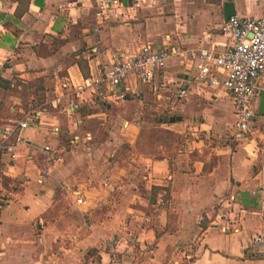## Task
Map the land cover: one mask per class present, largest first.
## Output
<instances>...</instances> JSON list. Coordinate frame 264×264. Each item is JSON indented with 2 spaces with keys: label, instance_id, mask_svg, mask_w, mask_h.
<instances>
[{
  "label": "crops",
  "instance_id": "obj_1",
  "mask_svg": "<svg viewBox=\"0 0 264 264\" xmlns=\"http://www.w3.org/2000/svg\"><path fill=\"white\" fill-rule=\"evenodd\" d=\"M102 1L106 20L100 0H0V127L36 116L0 154V264H264V116L235 130L232 96L197 79L228 46L224 3L253 19L264 0ZM146 44L170 55L151 81L76 91Z\"/></svg>",
  "mask_w": 264,
  "mask_h": 264
},
{
  "label": "built area",
  "instance_id": "obj_2",
  "mask_svg": "<svg viewBox=\"0 0 264 264\" xmlns=\"http://www.w3.org/2000/svg\"><path fill=\"white\" fill-rule=\"evenodd\" d=\"M112 3L117 4V1ZM108 10V3L100 0L98 16L106 20L109 16ZM220 31L228 40V46L219 53L205 50L198 52L197 79L209 85L219 86L232 96L235 110L234 129L246 133L251 130L257 114L254 102L255 83L264 73V18L245 19L232 16L223 22ZM169 57L168 53L156 51L150 44H146L135 56H120L99 76L83 86H77L76 91L81 92L90 86L96 89L101 84L114 89L130 77L147 83L165 68ZM215 70H221L225 74L224 77H218ZM186 94V90H180L178 97H185ZM35 119L36 116L32 117L28 113L22 120H9L4 123L0 127V154L4 153L13 159L25 143L21 131L28 128L29 122ZM43 151L48 152L49 147H44ZM70 194L73 204H85L82 194L72 191ZM228 222L231 223L229 220ZM215 226L222 229L219 223H215ZM262 243L261 236L253 240V245L259 246Z\"/></svg>",
  "mask_w": 264,
  "mask_h": 264
},
{
  "label": "water",
  "instance_id": "obj_3",
  "mask_svg": "<svg viewBox=\"0 0 264 264\" xmlns=\"http://www.w3.org/2000/svg\"><path fill=\"white\" fill-rule=\"evenodd\" d=\"M224 8H225V20H228L229 17L234 15L233 6L231 3L226 2V3H224ZM257 113L260 116H264V90H262V92L260 94ZM176 120H178V118H174V117L169 118V122H171V123L176 121Z\"/></svg>",
  "mask_w": 264,
  "mask_h": 264
},
{
  "label": "trees",
  "instance_id": "obj_4",
  "mask_svg": "<svg viewBox=\"0 0 264 264\" xmlns=\"http://www.w3.org/2000/svg\"><path fill=\"white\" fill-rule=\"evenodd\" d=\"M8 121H6L5 123H7ZM146 134H147V138L151 141V144L159 141L165 143V141H169V140L173 141L175 139L171 133L162 130H154V131L148 130V133Z\"/></svg>",
  "mask_w": 264,
  "mask_h": 264
}]
</instances>
